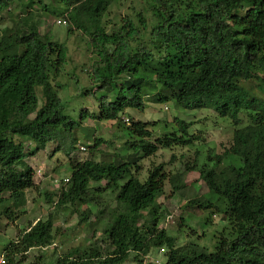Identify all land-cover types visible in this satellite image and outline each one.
<instances>
[{
    "label": "trees",
    "instance_id": "obj_1",
    "mask_svg": "<svg viewBox=\"0 0 264 264\" xmlns=\"http://www.w3.org/2000/svg\"><path fill=\"white\" fill-rule=\"evenodd\" d=\"M15 1L24 9L11 12V26H0V195L8 192L15 207L25 204L26 191L38 187L28 158L49 143L65 151L71 168L55 207L79 211L80 222L94 213L101 219L106 216L104 193L109 188L117 193V205L104 222L106 248L97 240L75 245L55 264H125L131 253L136 263L146 264L140 256L155 248L165 251V264H264V0H144L153 17L139 12L135 21L127 16L111 31L102 20L110 5L121 0H53L60 14L66 13L59 20L70 22L69 32L81 30L98 57L89 76L105 92L98 97V111L81 110L79 119L66 112L54 83L68 62L67 43L41 32L42 20L33 9L36 0H0V13ZM39 1L40 9L56 12ZM38 87L44 99L41 107ZM151 92L160 94L157 101L174 100L191 109L214 107L236 126L246 124L235 127L231 145L221 154L209 153L207 162L199 163L196 157L175 172L160 163L142 179L141 158L200 139L189 131L193 122L177 116L176 131L154 140L150 126L156 122L126 123V109L143 110ZM89 114L116 120L127 130L133 140L128 139L124 149L131 153L99 160L95 153L105 139L95 137L87 158L72 155L82 120ZM20 136L35 143L30 154ZM190 170L199 172L220 204L193 197L187 207L212 208V216L222 213L231 225L214 251L194 244L177 246L176 238L159 226V198L166 193V183L171 194H178L188 185ZM92 202L99 206L96 212L89 206ZM2 207V214L10 213L13 219L19 215L13 206ZM54 231L52 214L31 222L5 246L4 264H44V254L32 261L28 254L54 244Z\"/></svg>",
    "mask_w": 264,
    "mask_h": 264
},
{
    "label": "rangeland",
    "instance_id": "obj_2",
    "mask_svg": "<svg viewBox=\"0 0 264 264\" xmlns=\"http://www.w3.org/2000/svg\"><path fill=\"white\" fill-rule=\"evenodd\" d=\"M51 5L56 12L49 13L40 9L41 3L36 0L34 11L41 18L40 30L42 33H49L54 39L66 42L69 47L68 62L60 72L57 80L59 96L64 102L66 112L73 118L79 119L81 110L89 112L98 111V97L105 90L98 88V82L93 81L89 76L92 64L96 63L98 57L88 48L87 36L78 29L69 32L70 22L63 23L59 19L65 18L61 15V7L56 9L53 0H44ZM20 1H15L0 13V26L6 28L12 25L11 12H19L24 8L19 6ZM149 4V3H148ZM144 0H121L110 5L104 14L102 23L107 31L117 28L122 24V19L129 16L137 21L138 13L144 16L153 17L149 5ZM17 7V9H16ZM151 26V25H150ZM150 27H148L149 33ZM246 86V81L243 82ZM39 96V107L44 103L41 96V88H37ZM145 99L143 110L128 108L122 115L124 121L132 119L141 121L156 122L150 128L154 132V140L164 134L176 131L174 117L177 116L186 121H192L189 128L191 133L200 135L199 140L188 146H173L171 148H160L156 154L143 157L139 160V176L144 179L150 167L163 163L167 172L182 170L187 162L198 158L199 163L208 161V155L223 153L233 142V131L235 127H242L245 122L238 126L232 123L227 116H221L214 107L184 108L177 106L174 100L157 101L160 94L151 92ZM156 99V100H155ZM243 113V112H242ZM242 117H245L242 115ZM78 142L72 155L79 159L87 158L91 153L88 144L93 143L95 137L105 139L95 153L99 160H111L116 155L125 156L131 153L124 149L125 142L131 139L127 130H123L116 120H100L91 114L82 120V126L78 130ZM17 139L24 141L26 150L30 154L35 149V143L29 142L25 137ZM80 145H86L88 149L81 150ZM56 144L49 143L46 148L38 151L28 159L35 170L34 180L38 187L26 191V202L20 207H15L13 201L8 199L9 193L0 195V255L6 245L18 238L23 228H27L31 222L38 218L46 219L50 214L55 221L54 244L47 248H34L28 254V261L34 260L41 253L45 256L44 264H55L59 255H63L70 247L75 245L85 246L93 240L99 241L107 246V238L103 235V227L109 211L117 205V193L109 188L103 195V203L106 205L104 217L96 219L95 213L89 221H79V211H74L70 206L57 208L56 194L63 185V181L70 177L71 168L69 159L62 149L55 150ZM138 153L142 154L140 150ZM188 185L178 194H171V185L166 183V193L159 198L162 203V215L159 226L164 227L168 233L176 238L177 246L194 244L207 251H214L218 239L221 235H227L231 230V225L227 220H223L222 213L212 216V208L199 209L187 207V202L193 197L209 199L216 204H220L218 195L210 192L206 184L201 180L197 170H190L186 174ZM103 181L101 184H105ZM49 196H48V195ZM4 198V199H3ZM89 206L96 210L99 208L95 204ZM2 206H13L18 212L14 217L10 213L2 214ZM83 206L82 209L86 208ZM11 215V216H10ZM212 216V217H211ZM211 217V220L209 218ZM93 222V223H92ZM165 252V251H164ZM161 249L155 248L148 256H140L146 264H165L166 255ZM134 254L131 253L129 261L125 264H138L134 261ZM159 261V263H157Z\"/></svg>",
    "mask_w": 264,
    "mask_h": 264
},
{
    "label": "built area",
    "instance_id": "obj_3",
    "mask_svg": "<svg viewBox=\"0 0 264 264\" xmlns=\"http://www.w3.org/2000/svg\"><path fill=\"white\" fill-rule=\"evenodd\" d=\"M61 22L65 23V20H60ZM126 122H129V120H127ZM82 150H85L84 146L80 147ZM65 180H68V178H66ZM163 251V249H161ZM6 262L5 257L3 254L0 255V264H4Z\"/></svg>",
    "mask_w": 264,
    "mask_h": 264
},
{
    "label": "clouds",
    "instance_id": "obj_4",
    "mask_svg": "<svg viewBox=\"0 0 264 264\" xmlns=\"http://www.w3.org/2000/svg\"><path fill=\"white\" fill-rule=\"evenodd\" d=\"M126 122V121H125ZM126 123H130V121L129 122H126Z\"/></svg>",
    "mask_w": 264,
    "mask_h": 264
}]
</instances>
